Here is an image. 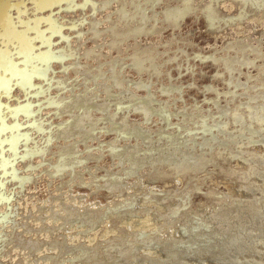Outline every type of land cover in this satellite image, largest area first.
Masks as SVG:
<instances>
[{
    "label": "water",
    "instance_id": "1",
    "mask_svg": "<svg viewBox=\"0 0 264 264\" xmlns=\"http://www.w3.org/2000/svg\"><path fill=\"white\" fill-rule=\"evenodd\" d=\"M226 2L0 0V264H264V17Z\"/></svg>",
    "mask_w": 264,
    "mask_h": 264
},
{
    "label": "rangeland",
    "instance_id": "2",
    "mask_svg": "<svg viewBox=\"0 0 264 264\" xmlns=\"http://www.w3.org/2000/svg\"><path fill=\"white\" fill-rule=\"evenodd\" d=\"M229 1V3L228 2H226L224 5H222L221 7H220V9H219V12L222 10V14H225V15H231V11H230V2H231V0H228ZM232 1H234V0H232ZM238 1H240V0H238ZM242 2H244L245 3V5L247 6V7H249V12H257L258 14H260L261 16H262V19H263V17H264V0H242ZM181 3V2H180ZM179 2H178V7L179 6H182L183 7V3H181L180 4ZM182 9V8H181ZM245 9V8H244ZM208 11L206 10V13L204 12V14L207 16V17H209L208 16ZM245 13V12H244ZM175 14H177V13H175ZM194 16H196V15H194ZM229 24V23H228ZM228 24H225V26H228ZM261 27V29L258 31V33H259V35L261 36L260 38L262 39V41H263V43H264V20H263V23H262V25L260 26ZM223 29V30H222ZM222 29H220L219 31H216L215 32V30H213V31H209L208 32V30H206V26H205V23H204V21L202 22V25L201 26H199L196 30L197 31H199V32H204V33H206V32H208L209 34L211 33V35H216L215 33H217V32H221V33H219V35H221V43H223V44H225V47L222 49V50H220L219 52H217L220 56H218V57H216V59H217V61H220L221 62V60L223 61V63H227V60L226 59H224L223 58V56L226 54V53H228V50H231V52H234V53H236V56L237 57H239V56H241L242 54H243V51L245 52V53H247V54H249V55H252V57H254L255 58V56H253V54L255 55V53H253V52H256L255 50H253V48H251L247 43H245L244 41H242L241 42V40H233L232 39V35H233V29L231 30L230 29V26H228V27H223ZM176 30V31H175ZM206 31V32H205ZM179 29L178 28H174V29H171V30H169V32L165 35V37L164 38H162L161 39V41H160V44H164V40L165 39H167L168 40V43L169 44H171V43H173L174 44V42L173 41H175V40H177V37H178V35H179ZM263 32V33H262ZM227 33V34H226ZM231 36V37H230ZM160 40V39H159ZM155 44H158V41L156 40V39H154V40H152V42H151V44L150 45H152V46H154ZM163 46V45H162ZM167 48L165 49V50H167V49H170V46H166ZM241 48V49H240ZM247 48H249V49H247ZM225 49V50H224ZM228 49V50H227ZM235 51H237V52H235ZM253 53V54H252ZM217 54V55H218ZM239 56H238V55ZM210 55H212V54H210ZM214 55V54H213ZM259 56V55H258ZM260 57V56H259ZM264 57V56H263ZM227 58V57H226ZM233 58H235V56L233 57ZM257 59H258V57H257ZM263 60V59H262ZM241 63H242V65H241V67H249V66H252V67H255V66H253L252 64H250V62L249 61H247V60H243V58H242V60H241ZM248 65V66H246V65ZM261 64V63H260ZM229 86H231V87H236V86H234L233 84H231L230 83V85H227V90L226 91H228V88H229ZM231 94H233L232 93V91L230 92ZM229 92H227V94H230ZM245 93H247L246 91H245ZM245 93H240V94H237V95H245ZM229 109L230 108H232V106H229L228 107ZM263 111H264V106H263ZM231 115V112H230V110L229 111H227V113H226V116H220L221 118H223V119H225V120H229V116ZM256 116V115H255ZM257 118V117H256ZM231 119H233L232 118V116H231ZM264 144V143H263ZM243 162H246V165H247V163H248V166L250 167L251 166V163H255V162H252V160H251V157H249L247 160H246V158H243Z\"/></svg>",
    "mask_w": 264,
    "mask_h": 264
},
{
    "label": "bare ground",
    "instance_id": "3",
    "mask_svg": "<svg viewBox=\"0 0 264 264\" xmlns=\"http://www.w3.org/2000/svg\"><path fill=\"white\" fill-rule=\"evenodd\" d=\"M208 16L209 17H212V15H210L209 13H208ZM176 31V30H175ZM263 33V32H262ZM227 34V33H226ZM236 41V40H235ZM241 49V48H240ZM247 49H249V48H247ZM228 50V49H227ZM253 50H255V49H253ZM229 52V51H228ZM232 53V52H231ZM253 53H255L256 54V52H253ZM252 53V54H253ZM253 56H254V54H253ZM256 57V56H255ZM258 58H259V56H257ZM246 65V64H245ZM246 66H248V65H246ZM229 88H230V86H229ZM222 116H226V113L224 114V115H222ZM257 116V118H255V119H264V111H263V113L262 112H260V114H258V115H256Z\"/></svg>",
    "mask_w": 264,
    "mask_h": 264
}]
</instances>
